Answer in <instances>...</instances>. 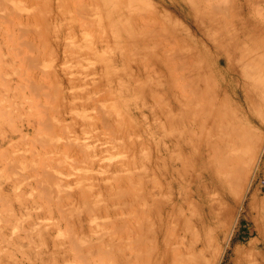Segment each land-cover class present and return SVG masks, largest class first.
<instances>
[{
	"label": "rangeland",
	"instance_id": "rangeland-1",
	"mask_svg": "<svg viewBox=\"0 0 264 264\" xmlns=\"http://www.w3.org/2000/svg\"><path fill=\"white\" fill-rule=\"evenodd\" d=\"M224 1L212 2L219 5ZM235 3L236 9H245L250 15L244 16L245 21L237 19L230 26L225 22L228 18H224L227 10L212 13L207 0H0V107L12 105L17 110L19 107L16 112L22 114L21 120L16 115L11 124L0 123L6 131L4 134L0 131V139L23 123L37 120L43 106H47L44 109L48 110L49 120L54 123H57L60 111L68 113L61 124L65 126L64 130L55 139V144L61 146L57 153L52 152L54 144L49 145V139L43 147L40 137L48 136L41 130L29 136L33 141L25 142L18 136V144L13 148H0V264H111V241L120 228L116 222L127 216L134 220V225L136 222L129 206L133 194L144 192L148 196L153 193L155 198L163 200L174 194L185 207L183 214L192 218V182L204 170L200 153L193 149L199 141L200 131L196 129V137L192 135V112L196 107L192 105V94L198 92L192 75L198 65L205 64L214 71L213 84L219 81L222 95L229 94L232 98L233 106L228 110L241 115L240 120H231L233 126L245 124V129L246 126L251 128L264 140V110L262 108L263 113H259L253 88L248 87L246 92L242 86L247 81L242 76V66L236 63L235 69L226 70L228 59L225 54L229 50L234 62L245 61L249 49L259 53L260 48H264V37L256 32L257 18L264 16V0H236ZM201 16L206 17L201 19ZM241 26L247 28V40L243 33L236 38ZM142 30L147 32V44L127 47L129 41L139 38ZM174 51L178 57L169 59V53ZM260 53L263 58L264 49ZM28 55L32 59L27 58ZM34 57L37 61L32 66ZM5 78L15 81L12 84L1 81ZM30 78H36L37 84L40 83L38 92L35 88L36 92L30 93L34 90H29ZM172 79L186 88H175ZM60 91L67 96L66 104L59 96L56 98ZM175 94L189 96H185L187 100L184 97L181 105L171 107L168 103ZM246 97L250 100L246 101ZM250 102L254 107H250ZM207 108H204L206 113L210 110ZM105 114L112 119L108 116L105 119ZM69 143L73 144L71 149ZM65 147H68L67 152ZM11 160L16 164L12 165ZM55 163L59 164V169ZM50 166L58 171L53 172ZM42 169L43 173L51 172L55 181H48L49 184L45 181L48 185L43 183ZM252 175L247 192L240 195L245 196L240 198L244 204L239 202V197L236 200L239 192L227 191L225 199L236 205L235 217L230 233L225 232L224 219H215L211 224L214 236L220 238L214 240V250L218 244L223 251V247L227 248V240L232 238L222 262L219 257L214 260L216 255L212 254V249L208 254L211 257L207 256L208 264L217 261L234 264L240 259L238 251L242 246L249 252L256 251L252 243L258 233H252L251 227L264 231V151ZM63 176L70 181L68 188ZM41 182L43 186H39ZM207 182L223 191L217 179ZM84 185L87 190L82 192ZM149 199V208L153 211L154 199ZM138 209L141 212L140 207ZM147 241L149 244V239ZM257 251L264 255V244Z\"/></svg>",
	"mask_w": 264,
	"mask_h": 264
},
{
	"label": "bare ground",
	"instance_id": "bare-ground-1",
	"mask_svg": "<svg viewBox=\"0 0 264 264\" xmlns=\"http://www.w3.org/2000/svg\"><path fill=\"white\" fill-rule=\"evenodd\" d=\"M212 1H214V0H207L208 4L211 6L210 8L212 9L211 12L212 13H213V11L214 12H217V11L218 12L219 11L222 12L223 10H227V13H224V15L227 14V17H224V18H226V19L228 18L227 21H225V22L229 23L230 26L232 24H234V21H236L237 19H238L239 22H241L243 20L245 21L244 16L247 17L248 14H249V13H247L245 11V9H236V6H237V3H235L236 0H225L222 3L220 2L221 4L219 2H217V3H219V5H217L216 3H213ZM3 8L6 9L5 6ZM201 9H203V8H201ZM204 9H206V8L204 7ZM257 11H258V9H257ZM260 11H262L261 8H260ZM5 12H6V10H5ZM43 13L45 14V12H43ZM204 13H208V12H204ZM48 15H50V14H48ZM213 15H215V13ZM206 16H203V17H206ZM43 17H45V16H43ZM203 17L201 19H203ZM208 17L211 18V16H208ZM251 17H252V14H251ZM7 18H8V16H7ZM9 19H11V18H9ZM55 19H57V16H55ZM2 22H5V21H2ZM236 23L238 24V22H236ZM257 23H258V28H257L256 32L264 37V16L263 15H261V16H259L257 18ZM229 24H227V25H229ZM240 24L241 23H239L238 27H240ZM26 26H28V25H26ZM39 29H41V28H39ZM30 30H32V29H30ZM30 30H28V31H30ZM39 31H41V30H39ZM238 31H240V32L236 33V38L237 39L240 38L239 35L240 34L242 35V33H243V36L245 37L246 40L249 38L248 34H247L248 32L246 33V31H247L246 27H244V26L242 27L241 26V29L238 30ZM25 32H27V29H26ZM32 32H34V28H33ZM41 33H42V31H41ZM141 33H142L141 35H138L139 36L138 39L129 41V43H127V47H129V48L131 47L132 48V47H138V46L146 45L147 42H148V37L146 36L147 32L142 30ZM204 33H206V32H203V34ZM205 35H209V34H205ZM24 36H26V35H24ZM10 39H12V37H10ZM245 39H244V41H245ZM41 40H44V38L41 37ZM153 40H156V39L154 38ZM48 41H50V40H48ZM26 42L30 43V41H26ZM259 43H261V42L259 41ZM234 44H235V42H234ZM46 45H48V44L46 43ZM253 45L254 44H252V46ZM34 46H35V44H34ZM68 46H70V43H69ZM71 46H73V45H71ZM261 48H260V52H262V50L264 49L263 48L261 50ZM65 49H67V48H65ZM96 49L99 52L101 51L99 49V47L96 48ZM256 49L257 48H255V50ZM28 50L30 51L31 49H28ZM174 53H177V52L174 51L173 53L172 52L169 53V59L176 60V57H178V56H176ZM259 53L253 52L251 49H249L248 50V56L245 59V61L240 59V60H237L238 62L237 61L234 62V60L232 58L234 56L231 57L230 51L226 50L225 54H226L227 59H228V61H227V69L226 70L232 71V69L235 66L234 64H236V63L239 64L240 66H242V67H240V70L243 69L242 70V76H243V78L245 80H247V81L244 82V84L242 86H244V89L246 90V92L248 90V87H252L253 88V90L251 88H249V89H251L253 91V93L255 94V97H256V99L255 98L254 99L256 101H258V103L256 104V107L260 108L259 109V113H263L264 111L262 112V108L264 110V107H263L264 106V59H263L264 56H263V58H261ZM31 55H28L26 57L27 58L29 56L31 57ZM15 57H17V56L15 55ZM27 58H26V60H27ZM222 58H224V57H222ZM30 59H32V57ZM237 59H239V58L237 57ZM35 60H36L35 57H34L33 60H31V61H34L32 66H34V64L36 63L37 60L36 61ZM198 62H199V60H198ZM30 63H32V62H30ZM27 64L29 65V62ZM194 66L195 65L193 64L192 67H194ZM173 68L175 70L177 68V65H175V63L173 64ZM195 69H197V70H195L196 72L194 71L195 73H193V75H192V80H195V83L197 84V87H198V89H197L198 92L195 93L194 95L192 94V105H194V104L196 105V107L193 108V112H192V135L196 137V133H197L196 129H198L200 131L201 135L199 136V141L200 142L199 141L197 142L196 139H194V137H193L194 141L197 142V145H195L193 147V149L195 151H197L198 153H200L199 157L201 158V164H203V169L204 170L201 171V173L199 175L197 174L196 179L194 180V182H192V210H191L192 211V218H188L186 215L183 214V212L185 210V207H184V205L179 204L180 203V200H179L180 197H176V196H174V194L171 195L168 200H166V199L163 200L161 198H159V199L155 198L153 196L155 194H153V193H149L148 196H145L144 192L143 193L140 192L141 193L140 195L133 194V197L130 200L131 204L129 206H130V213H133L134 216L133 215L132 216L134 217V219H136V222H135V225H134V220L131 219L128 216H127V218L126 217L125 218L121 217L120 220L118 222H116V224L120 228H118L117 231H115L116 233L114 232L116 234V237L113 239V241H111L112 242L111 246L113 247V249H112L113 251H112V254H111L112 259L110 258L112 260L111 264H208L207 256L211 252L212 249L214 250V248H213L214 240L215 239H220L219 237H217L218 235L216 237L214 236L215 232H214V230L212 228H210L211 224L214 221H216V220L224 219V222L226 221V223H225L226 224L225 232L226 233H230L229 232L230 229H231L230 225L233 223V220H234V217H235V209H234V207H236V205H234V203H231V202L229 203V201H227L225 199V197L227 195V191H233V192L237 191V193L239 192V196L238 195L236 196V200L239 197V202H242L240 200V198L242 199L243 195L241 197H240V195L245 193V192H247L245 190L249 186L248 184L251 183V181H250V179H252L251 175L254 172V169H256V167L259 165V163L261 161L262 154H263V151H264V143H263L264 140L261 139L260 136H257L256 133H254L251 128H247V126H246V129H245L244 128V126H245L244 123H243L244 124L243 127L239 123L238 124L240 126L238 124H237L238 126H233L231 120L233 118H235L236 120H240L238 117H240L241 115L239 114L240 115L239 116L236 112L232 113V112H230L228 110V107H230L229 109H231V107L233 106V103H232L233 101H231L232 98H230L228 96L229 94L228 95L227 94L222 95V93H221V91L223 92L222 85H221V83L219 81H217V83L213 84L214 79H216V75H215L214 71L212 72L211 69L208 66H206L205 64H201V65H198L197 67H195ZM193 70H194V68H193ZM32 77H33V75H32ZM26 79L27 78H25V80ZM3 80L6 81L7 83L10 82V84H12L15 81L14 78L13 79L5 78V79H2L1 81H3ZM249 80H250V83H248ZM26 81L28 82V80H26ZM171 81L174 83V87L177 88V89L179 87L180 88L181 87L186 88V87H184L185 85H183V84L179 85V82L176 79H172ZM30 83L31 84H29V90H31V88H34V90H32V92H30V93H33V91L36 92L38 90V88H39V90L41 89V86L39 85L40 83L37 84V82H36V78H34V80H32ZM195 83H194V85H196ZM249 84H251L252 86H250ZM38 85H39V87H38ZM22 87H24V86H22ZM35 88H36V91H35ZM43 89H45L44 85H43ZM174 91H176V89H174ZM184 91H186V90H184ZM180 92L183 93L182 91H180ZM42 93L45 94V91L42 92ZM37 94H39V93H37ZM57 94H58V92L56 93V98H58L57 96H59V98H61V100H63V104H66L67 99H65V98L67 96L65 95V93L60 91V93L58 95ZM98 94H99V92H98ZM36 96L39 97V95H36ZM36 96H35V98H36ZM185 96H189V94H186V95L184 94V97ZM222 96H224V97L221 98ZM184 97H183V95L175 94L174 98L169 100V103L168 102L167 103L171 107H174L175 104L177 106H178V104L181 105L183 103V101H185L186 97L185 98ZM96 98H98V97H96ZM187 99L188 98H186V100ZM248 99L249 98L246 97V101L250 100V99L249 100ZM39 100H40V98H39ZM101 103H102V101H101ZM236 103H238V102H236ZM249 105H250V107H252V106L254 107V103H252V102H250ZM103 106L105 107V105H103ZM36 107L38 109V105ZM39 107H41V106H39ZM46 107L47 106H43L42 109H40L41 110V112H40L41 115H40V117L37 120L33 121L31 119L27 123H25V124L23 123L20 128H18L17 130H14L11 134L5 133L6 135H3L4 132H6V131L4 130V128L2 126H0V131L3 132V134H2L3 136H1L2 138L0 139V148H3L5 146L13 148L16 144H18V142L16 141V138L18 136H19V138L21 140H24L25 142L33 141V138L29 139V136L33 132L37 133V130H41L42 133H44L45 135L48 136V138L44 137V135L42 137H40L42 139V141H40V142H41V144H43V147H44L45 141H46V143L49 141L48 142L49 145L51 143L54 144V147L52 146V148H53L52 152H54V154L57 153L59 151V149L61 148V146H59L58 144H55V143H57V142H55V139L59 135V132H61L62 129L64 130L63 127H65V126H63L61 124H62V122H64L67 119L66 115L68 113H67V111H64V110H63L64 113H62L60 111L58 113L57 123H54V122H51L49 120L51 118L48 115V110L44 109ZM52 107L53 106L51 105V108ZM63 107H65V106H63ZM205 107H209V108H207V110L210 109L209 111L206 110L207 113L204 111ZM49 108H50V106H49ZM96 108H97V106H96ZM101 108H99V110ZM105 109H106V107H105ZM16 110H17V108L15 109L14 106H12V105H8L6 107H0V123L1 122H3V123L7 122V123L11 124V121H13V119L15 118L16 115L19 118V120H21V118H22L21 115L22 114L21 115L17 114ZM51 110H53V109H51ZM222 110H225L226 112L222 113ZM17 111H19V107H18ZM97 112L98 111H96V113ZM109 112H111V111H109ZM212 112L215 114V116L213 115L214 117H212ZM202 113H205V114H202ZM97 116H98V114H97ZM105 116H106V114H105ZM107 116L110 117L109 114H107ZM107 116L105 117V119L107 118ZM101 117H103V116L101 115ZM110 119H112V118L110 117ZM115 119L117 120V118H115ZM241 120H242V117H241ZM198 123H200L199 126H198ZM113 124H116V123H113ZM199 127H200V129H199ZM38 137L39 136H37V138ZM34 140H35V142H37V141L39 142V140H36V139H34ZM65 141H66V139H65ZM65 141L63 142L64 145H65L66 142H70V141H66V142ZM73 143L76 144V142H73ZM33 144H34V142H33ZM70 145H73V144L69 143V149H71ZM77 145H78V143H77ZM81 147L82 146L80 145V149H81ZM83 147H85V145ZM34 148H36V147H34ZM65 148H66V152H67L68 151V147H65ZM63 153L61 155H63ZM85 153H87V152L85 151ZM49 154H52V153H49ZM22 155H24V154H22ZM194 155H196V154H194ZM51 160H52V158H51ZM11 161L9 162V164L12 163V162H13L12 165L16 164L14 161H12V162ZM48 161H49V157H48ZM172 161H174V160H172ZM83 162L84 161H82V163ZM134 163H135V161H134ZM91 164H92V162H91ZM126 164H127V162L125 163V165ZM55 165H57V164L55 163L54 166ZM45 166H47V164ZM53 167L50 166L49 168H51V170L53 172L58 171V170H53V169H55ZM134 167H136V166H134ZM43 168H44V170L45 169L49 170V168H46V167H43ZM156 168H157V166H156ZM183 168H184V166H183ZM57 169H59V166L57 167ZM61 173L62 172H60V174ZM152 174H153V172H152ZM41 175L43 176V179H44V182L42 181L43 183H45V181H47V183H48V181H51V180L55 181V179H53L54 176L52 175L51 172L45 171L43 173V169H42ZM57 175L55 174L56 177H57ZM36 176H38V175H36ZM136 176H137V174H136ZM214 178L217 179L221 183V185L223 187V191L222 192L220 191L218 186H214V185H212V183L210 184V182H207V181H209V179H214ZM41 179H42V177H41ZM58 179H60V178H58ZM66 179L67 178H65V181H66L65 185L67 186V183H70V181L67 182ZM42 182H41V184H39V186L43 184ZM117 182H118V180H117ZM47 183H45V184H47ZM59 183H60V181H58V184ZM53 184H55V182H53ZM69 185H71V184H69ZM63 187H65V186H63ZM85 187H86L85 185H84V188L82 187L83 188L82 192H85L84 190H87ZM41 188H44V187H41ZM67 188H68V186H67ZM162 188H163V186H162ZM53 189H55V188H53ZM60 190H62V189H60ZM60 190H58V193H59ZM164 190H165V188H164ZM155 191H157V190H155ZM62 192L64 193V191H62ZM65 192L68 193L67 191H65ZM133 193H135V192H133ZM129 194H131V193H129ZM60 195H61V193H60ZM65 195H67V194H65ZM81 195L82 194H80V196ZM55 196H56V193H55ZM81 197H86V196L83 194ZM150 197H153V199H154L153 204H152L154 206V210L153 211L149 208V206H151L149 204L150 203L149 202L150 201V199H149ZM243 197H245V196H243ZM3 198H5V197H3ZM57 199H59V197ZM212 201H213V203H212ZM86 202H87V200H86ZM86 202H85V204H86ZM96 202H98V201H96ZM239 202H236V203H239ZM240 204H237V205L239 206ZM141 206H145L146 209L144 207H141ZM139 207H140L141 212H139V209H138ZM242 207H244V206H242ZM91 208H93V207H91ZM94 208H95V206H94ZM118 208H119V205H118ZM256 208H258L257 205H256ZM190 209H191V207H190ZM94 210H92V211H94ZM122 210H121V212H122ZM154 211H156V212H154ZM130 213L128 215H130ZM121 216H123V215L121 214ZM236 216H237V214H236ZM255 225H256V223H255ZM235 229H233V230H235ZM114 230L115 229H113V231ZM190 232L192 234V237L190 236ZM251 232L252 233L253 232H257L258 233L257 239L256 240L252 239V240H255V241H253V243L250 241V243L253 244V246H254L256 251L249 252V251L246 250V248H244L242 246L243 248L241 247L240 251H238V253L240 255V259L236 258L238 260L234 261V264H264V255L263 254L261 255V253L259 251H257V249H259L264 244V231L262 229L256 227V226H254V227H251ZM225 238L227 239L228 236L225 237ZM231 238L232 237H230V239L227 240V242H226L227 248L230 245ZM147 239H149V244H148ZM100 241H103V240H100ZM100 241H98V243ZM92 242H93V240H92ZM89 243H91V242L89 241ZM101 243L102 242H100V244ZM217 243H219V242H217ZM91 246H93V245H91ZM98 248L96 250H98ZM102 248H104V247H102ZM227 248L224 249V247H223V251H222V248L217 244V247L214 250V253L212 252L213 255L214 254L216 255L214 260H217V259L220 258L219 261L222 262L223 258L225 257V255L227 253ZM93 249H95V248H93ZM79 251H80V249H79ZM103 255L104 254H102L101 256H103ZM208 257H211V256H208ZM80 258H82V257H80ZM85 259H87V258H85ZM219 261H217L216 264H218ZM213 264H215V262H213ZM219 264H220V262H219Z\"/></svg>",
	"mask_w": 264,
	"mask_h": 264
}]
</instances>
